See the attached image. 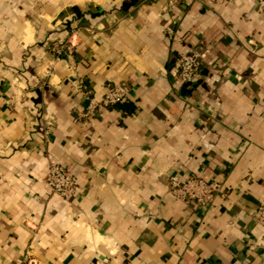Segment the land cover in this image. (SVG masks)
<instances>
[{
	"label": "crops",
	"instance_id": "1",
	"mask_svg": "<svg viewBox=\"0 0 264 264\" xmlns=\"http://www.w3.org/2000/svg\"><path fill=\"white\" fill-rule=\"evenodd\" d=\"M166 2L0 0V264H264V0ZM115 82L124 100L78 117ZM189 172L226 197L182 207L167 177Z\"/></svg>",
	"mask_w": 264,
	"mask_h": 264
},
{
	"label": "built area",
	"instance_id": "2",
	"mask_svg": "<svg viewBox=\"0 0 264 264\" xmlns=\"http://www.w3.org/2000/svg\"><path fill=\"white\" fill-rule=\"evenodd\" d=\"M169 4L171 5V2L167 0L166 6ZM164 31L170 36L174 34L173 28L169 25L164 27ZM76 36L77 28L73 27L65 42L53 45L52 49L56 59L60 55L66 54L65 50L69 55L72 53ZM205 52V45L201 42H195L189 44L186 50L177 57L175 69L181 83H189L195 80L204 60ZM128 92L129 86L126 83L115 82L107 84L106 90L99 98H88L85 109L78 112V117L92 114L98 106L107 107L115 105L124 100ZM45 166L44 182L50 193L62 198L67 197L76 183L74 174L64 164L51 161L50 159L46 160ZM167 185L170 193L181 202L184 208L196 209L198 206L211 204L217 197H226V192L221 182L208 181L195 172H189L183 177L168 175ZM231 205L232 202L229 201L228 206ZM256 221L264 225V203L258 209ZM26 262L27 264H36L34 259L31 258H28ZM94 264L102 263L101 260H98Z\"/></svg>",
	"mask_w": 264,
	"mask_h": 264
}]
</instances>
